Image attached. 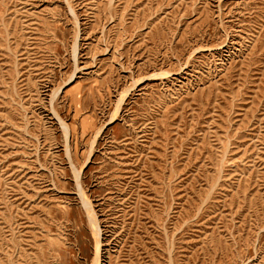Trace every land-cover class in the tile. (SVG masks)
Here are the masks:
<instances>
[{"label":"rangeland","instance_id":"1","mask_svg":"<svg viewBox=\"0 0 264 264\" xmlns=\"http://www.w3.org/2000/svg\"><path fill=\"white\" fill-rule=\"evenodd\" d=\"M0 264H264V0H0Z\"/></svg>","mask_w":264,"mask_h":264},{"label":"bare ground","instance_id":"2","mask_svg":"<svg viewBox=\"0 0 264 264\" xmlns=\"http://www.w3.org/2000/svg\"><path fill=\"white\" fill-rule=\"evenodd\" d=\"M89 207V206H88ZM94 228H96V226H94Z\"/></svg>","mask_w":264,"mask_h":264}]
</instances>
